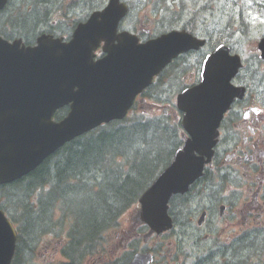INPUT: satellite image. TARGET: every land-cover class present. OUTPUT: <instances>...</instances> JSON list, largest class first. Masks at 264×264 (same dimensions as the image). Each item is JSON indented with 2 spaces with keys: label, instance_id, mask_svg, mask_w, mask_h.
Here are the masks:
<instances>
[{
  "label": "water",
  "instance_id": "obj_1",
  "mask_svg": "<svg viewBox=\"0 0 264 264\" xmlns=\"http://www.w3.org/2000/svg\"><path fill=\"white\" fill-rule=\"evenodd\" d=\"M126 10L111 1L101 15L103 24L87 35H78L70 45L55 41H41L33 50L18 51L19 45H9L0 40V120L6 110L9 120V159L0 163V182H11L34 170L51 153L102 122L123 118L135 97L149 86L154 76L180 53L200 46L186 34H172L154 43L137 46L135 39L116 36L119 21ZM106 40L108 57L93 63L92 48L79 60L74 50L80 42L94 36L96 44ZM87 32V31H86ZM118 40V45L113 42ZM56 44V45H55ZM264 51V43L262 45ZM7 52V55L5 54ZM240 66L237 59L228 58L227 52L218 51L206 63L200 86L185 91L178 98V108L185 113L182 126L191 139L183 150L176 152L174 161L165 169L153 186L140 199L142 209L137 218L148 224L152 232L161 233L172 228L168 203L174 194L185 193L199 179L205 165L210 163L217 144L218 128L233 97L229 94L230 80ZM77 89V90H76ZM73 103L72 113L66 123L55 125L51 117L56 108ZM41 110L44 117L40 130L36 124L22 122L24 110ZM4 127L0 122V135ZM41 143L29 161H20L17 148L20 138L31 133ZM26 132V133H22ZM34 138V139H35ZM21 151V149H20ZM11 223L0 211V264H10L12 259ZM14 244V236H13ZM148 258H138L133 264H147Z\"/></svg>",
  "mask_w": 264,
  "mask_h": 264
},
{
  "label": "trees",
  "instance_id": "obj_2",
  "mask_svg": "<svg viewBox=\"0 0 264 264\" xmlns=\"http://www.w3.org/2000/svg\"><path fill=\"white\" fill-rule=\"evenodd\" d=\"M96 1L87 5L91 11L98 6ZM58 2L20 0L21 4H27L26 12L31 10L12 20L14 30L26 38L36 35L38 30L48 27L47 13L43 10ZM163 9L171 22L189 19L191 33L220 40L232 36L235 24L244 22L248 11L264 17V0H180L179 12ZM3 14L0 13V30H5ZM209 15L216 18L214 26L209 24ZM222 32L226 34L221 35ZM179 65L178 62L176 67ZM181 134L179 123L171 122L169 117L133 114L123 122L73 141L29 177L2 189V197L11 198L10 206H5L22 234L14 264H34V258L30 257L40 242L38 238L54 236L65 226L62 219H52L54 206L63 204L66 209L63 213L70 223L66 240L69 242L63 254L70 264H81L79 256L93 252L103 233L117 228L120 219L137 206L140 195L182 145ZM45 187H51L47 193ZM212 193L208 190L206 197L213 201ZM188 201L189 194L175 198L171 204L178 224L187 220L184 206ZM252 243L256 244L257 252L264 250V243Z\"/></svg>",
  "mask_w": 264,
  "mask_h": 264
},
{
  "label": "rangeland",
  "instance_id": "obj_3",
  "mask_svg": "<svg viewBox=\"0 0 264 264\" xmlns=\"http://www.w3.org/2000/svg\"><path fill=\"white\" fill-rule=\"evenodd\" d=\"M217 3V2H215ZM219 3V2H218ZM170 4H173V1L170 3ZM49 9L52 8L54 5H48ZM88 7L86 6L84 8V11H83V14H85L87 16V10ZM228 10V9H227ZM225 15H230L228 12H225ZM199 15L196 14V17H198ZM215 33V32H214ZM220 34V33H219ZM226 34V33H225ZM223 34V35H225ZM222 35V34H221ZM186 83H187V80H186ZM163 88V86H162ZM160 95L161 96V101L163 103V105H161V108H158V106L155 104L157 101L154 99V100H146L145 97H142V98H139V105H138V108L139 109H145L146 111H152V110H156V111H159V112H156L157 114H160L162 113L163 109H165L166 105H165V101H168L169 98L170 99H173V95L172 94H169L168 92L166 94H163L161 93V90L156 93V95ZM153 106V107H151ZM247 167V164L246 163H243V166L241 168H238V173H241L242 174V177L243 176H247L248 175V172L245 171L244 169ZM244 178V177H243ZM242 180H238L237 181V184H240ZM226 196L232 200L233 203H228L226 202L227 204H224L223 206L226 208V211L224 212V217L221 218L219 216V214H213V218L211 219V214H209L207 216V219L205 220V222L203 224H205L204 227H200L198 229V231H196V236H199V238H204L205 236L209 235L208 232L210 231H213L214 234H220V233H224L226 230V234L223 236V241H227V237H228V232H229V228L230 226L228 225V218H230V215H229V209L232 207V208H235L236 212H238V214L236 213V219H235V223L237 224L236 225V228L234 229V232H231L230 234V237L235 233H237V235H235L236 237L244 232L245 230V226L243 225V222H242V218H241V213H243L244 211L246 212H249V209H248V204L251 203V202H254V195H251L250 193H247L243 188H240L238 191H230L228 194H226ZM219 198H221L220 196H218ZM223 198H226L225 196H223ZM10 202H11V198H10ZM4 204H7V201H4ZM204 205L205 207H210V202L209 200L205 201L204 202ZM189 209H188V212L185 214L188 216V220L190 219V214L192 213V211H195L199 204L197 202H194L192 204V208H190L191 206L188 205ZM256 208V207H255ZM255 208L252 209L250 211V214H254L255 212ZM207 210V209H206ZM207 211H210V209H208ZM203 212V210H202ZM208 214V213H207ZM196 222H197V219H200V213H198L196 216ZM210 217V218H209ZM253 216L250 217V219L252 218ZM131 219V215L128 214V217H126L123 221H121L120 225H119V228L114 231V232H110L108 234H105L106 237H105V241H104V244H103V251L104 249H106V251H109V250H112L114 247L116 246H121L122 244V241H127L128 237H129V234L128 232L131 231V224L129 223V220ZM254 225H249V229H248V232L251 233V234H254V230L253 228H250ZM263 227H264V223H263ZM243 228V229H242ZM137 231V230H136ZM134 231V232H136ZM184 230H180L178 229L177 227L175 228V230L173 232H169L167 234H164V235H161L159 236L158 238H155V239H152L149 243V247L150 248H158L160 246V249H161V252L162 254H168L171 252V249L173 251L176 252V254L180 253L182 250L186 251V253H193L194 256L197 254V252H199V250H202L203 252V249L204 248H209L211 247L210 244H205V242L203 243H200V245L198 246L197 245V242L196 241H181L179 237H181V234ZM140 233V232H138ZM191 234V236H194V233L193 232H189ZM133 235V233H131ZM247 238V237H246ZM245 238V240H246ZM209 241H212V239H210ZM248 241H250V238H248ZM57 244L56 242H53V241H42L40 240L39 244H38V249L39 250H36L35 251V257L36 258V262L37 263H46V262H57V263H60L59 260H60V257L57 256L56 257V254H52L51 252L50 253H42L41 251L47 249L49 251V246L50 245H55ZM202 247V249L200 248ZM234 247H238V248H242L240 242L238 241V244L234 245ZM236 252L233 253L232 255V258H236L235 256ZM125 256V253L123 251H121L119 254H118V258H122ZM216 258L212 259V262L213 260H215ZM188 264H191V260L188 262Z\"/></svg>",
  "mask_w": 264,
  "mask_h": 264
},
{
  "label": "flooded vegetation",
  "instance_id": "obj_4",
  "mask_svg": "<svg viewBox=\"0 0 264 264\" xmlns=\"http://www.w3.org/2000/svg\"><path fill=\"white\" fill-rule=\"evenodd\" d=\"M262 66L264 65L262 64ZM260 89L263 91V86ZM248 106L241 103L238 107H234L232 112L228 114L227 122L222 128L219 145L216 149L215 163L217 164L221 158L230 160V171L232 172L236 170V165L245 162L247 167L244 170L248 172V175L244 176L246 183L249 189L256 187L255 196L257 198V195H260L264 204V114L258 113L256 116L252 115L250 118L251 109ZM60 118L61 116L56 119L59 120ZM255 210L259 214L253 215V222L261 224L264 215V206L257 204ZM224 212L217 213L215 207L207 211L208 215L211 214V219L213 218L212 215L216 213L223 218ZM236 213L238 214L235 208L231 207L229 209L230 218H228V225L230 228H234L237 225L235 223ZM239 215H241L243 225L246 229V225L248 223L250 224L249 217L251 214L250 212L244 211ZM208 236L206 237L208 238ZM213 238L215 237L213 236ZM240 238L243 240V236ZM218 239L221 240L220 237ZM239 242L242 246L241 249H243L245 246L244 241ZM214 243L215 245H219V241H214ZM245 256L244 250L242 253H237L239 259H244Z\"/></svg>",
  "mask_w": 264,
  "mask_h": 264
},
{
  "label": "bare ground",
  "instance_id": "obj_5",
  "mask_svg": "<svg viewBox=\"0 0 264 264\" xmlns=\"http://www.w3.org/2000/svg\"><path fill=\"white\" fill-rule=\"evenodd\" d=\"M215 2H216V1H215ZM217 3H218V2H217ZM86 10H87V16H88V15H90V13L94 11V10H93V11H91L89 8H88V9H86ZM263 11H264V10H263ZM223 34H225V32H222V35H223ZM212 35H213V33H212ZM208 36H210V34H209V33H208ZM152 170H153V169H152ZM140 182H142V181H140ZM139 184H140V183H139Z\"/></svg>",
  "mask_w": 264,
  "mask_h": 264
}]
</instances>
